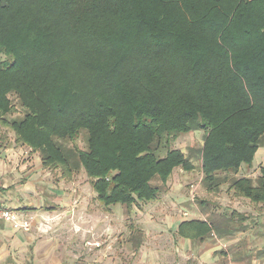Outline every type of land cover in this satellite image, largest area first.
<instances>
[{"label": "trees", "instance_id": "1", "mask_svg": "<svg viewBox=\"0 0 264 264\" xmlns=\"http://www.w3.org/2000/svg\"><path fill=\"white\" fill-rule=\"evenodd\" d=\"M0 122L44 168L84 170L107 208L154 202L155 178L194 171L171 145L201 132L217 192L264 144V0H0ZM82 132L86 150L65 145ZM260 175L231 188L264 205ZM227 229L191 220L177 234Z\"/></svg>", "mask_w": 264, "mask_h": 264}, {"label": "rangeland", "instance_id": "2", "mask_svg": "<svg viewBox=\"0 0 264 264\" xmlns=\"http://www.w3.org/2000/svg\"><path fill=\"white\" fill-rule=\"evenodd\" d=\"M10 98L17 104L14 96ZM23 115L20 110L9 121ZM78 138L65 145L86 150V133L82 132ZM203 140V133L195 132L172 143V149L191 156L195 170H175L167 185L155 178L152 185L159 188V194L154 202L107 208L100 202L93 181L84 170L65 177L61 169L44 168L40 154L19 144L12 128L0 122V152L5 158L14 152V158L7 163L19 175L23 174L16 182L12 181L11 196L17 198L16 212H23L25 198L29 201L32 198L25 208L32 209L28 212L35 216L31 229L17 238L20 243L10 247L11 253L22 261L20 264L34 262L36 256V259L42 256L44 260H39L42 264H198L201 246L197 242L182 241L177 230L185 220L200 219L229 228L227 233H213V238L208 240L226 253L223 264H236L238 259L242 264H249V260L253 261L264 251V205L239 196L231 184L240 178H250L257 184L264 167V144L251 168L243 167L238 174L228 175L229 181L219 191L209 193L204 187L202 162L197 152L202 149ZM25 171L34 173L40 181L30 183L34 185L32 190L16 192L15 189L21 190L29 184ZM37 191L42 196L39 202ZM234 214L243 215L247 220L230 219ZM221 256L217 255L219 263ZM57 257L60 258L57 260Z\"/></svg>", "mask_w": 264, "mask_h": 264}, {"label": "crops", "instance_id": "3", "mask_svg": "<svg viewBox=\"0 0 264 264\" xmlns=\"http://www.w3.org/2000/svg\"><path fill=\"white\" fill-rule=\"evenodd\" d=\"M0 154L2 155L3 153L0 152ZM10 155H11L10 157H6V158H5V155L0 156V203H2L3 205L2 204L1 205L6 209L9 208V209H13V210L17 211L16 210V208H18L17 203H16L17 198H14L13 196H11V193L13 192L11 190L13 189L12 188L13 183L16 182L18 180V178L21 177L23 174L19 175L16 172V169H14V166L7 163V161L14 158L15 153L12 152ZM11 161L14 163L15 160H11ZM24 177L29 179L28 180L29 184L27 186L22 187L21 190L15 189L14 191L22 193L23 190H27V189L32 190L34 185H32L30 183H36L37 181H40L39 178H36L38 176H35L34 173H31V172L25 171ZM12 181H14V182L12 183ZM37 186L39 187V184H37ZM37 186L34 187V191L37 190L36 189ZM9 188H11V189L9 190ZM37 193H38V191L36 192L35 195L38 198L37 202H39L42 196L40 194H37ZM41 194H44L43 191L41 192ZM21 196L23 197V195H21ZM13 198H14V200H13ZM20 201H22V198ZM31 201H32V198L30 199V201L28 198H25L24 203L26 204V206H24V208H21V209H23V212H21V213L19 212L21 219L22 220L23 219L29 220L30 225L32 224V220L34 219L35 216L34 215L30 216L32 214V212H28V211H30L32 209L25 208V207L29 206L28 203H30ZM198 220H200V219H198ZM198 220H196V221H198ZM185 221H191V220H185ZM201 221H204V220H201ZM24 232L23 231H16L13 227H11L10 225H7V224H3V223L0 224V264H20L22 262V261L18 260L16 255H13L11 253L12 250L10 247L13 246V244L17 245L20 243V242H17L16 240H17V238H19L21 236V234H24ZM213 233H216V232L214 231ZM212 235H211V237L207 238L203 243L200 241L197 242V243H199L198 245L201 246L200 252L198 254V257H199V260L197 262L198 264H223L222 262L225 261V259H223V258H224V255H226V253L219 251L220 249L218 248V244H215V243L212 244V243L208 242V240L210 238H213ZM9 240H10V242H9ZM182 241L192 242L191 240H188L185 238L182 239ZM189 245L191 246V244H189ZM263 252L264 251H261L260 253H258V256L255 257L253 261L249 260L248 263L249 264H264V253ZM219 254L222 255L221 256L222 260L220 263H219V260H217V255H219ZM36 257H35L34 262L28 261L29 263H27V264H42L41 262H39V260H44L42 258V256H39L40 258H38V259H36ZM235 257L238 258V255H235ZM55 258L56 257H54V259ZM59 258L57 257V260ZM238 263L242 264L241 259H238L236 264H238Z\"/></svg>", "mask_w": 264, "mask_h": 264}, {"label": "built area", "instance_id": "4", "mask_svg": "<svg viewBox=\"0 0 264 264\" xmlns=\"http://www.w3.org/2000/svg\"><path fill=\"white\" fill-rule=\"evenodd\" d=\"M7 224L13 227L16 231H29L31 229L30 221L21 219L19 212L11 209H6L0 204V224Z\"/></svg>", "mask_w": 264, "mask_h": 264}]
</instances>
